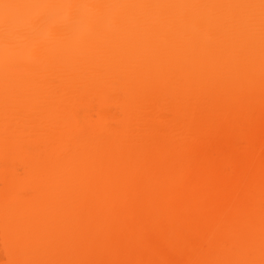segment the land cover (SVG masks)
I'll return each mask as SVG.
<instances>
[{"label": "bare ground", "instance_id": "obj_1", "mask_svg": "<svg viewBox=\"0 0 264 264\" xmlns=\"http://www.w3.org/2000/svg\"><path fill=\"white\" fill-rule=\"evenodd\" d=\"M264 264V0H0V264Z\"/></svg>", "mask_w": 264, "mask_h": 264}, {"label": "rangeland", "instance_id": "obj_2", "mask_svg": "<svg viewBox=\"0 0 264 264\" xmlns=\"http://www.w3.org/2000/svg\"><path fill=\"white\" fill-rule=\"evenodd\" d=\"M108 264H117V263H115V262H112V263H108Z\"/></svg>", "mask_w": 264, "mask_h": 264}]
</instances>
